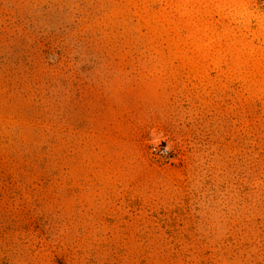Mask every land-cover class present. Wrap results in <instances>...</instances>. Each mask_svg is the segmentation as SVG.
I'll return each mask as SVG.
<instances>
[{
	"label": "rangeland",
	"instance_id": "rangeland-1",
	"mask_svg": "<svg viewBox=\"0 0 264 264\" xmlns=\"http://www.w3.org/2000/svg\"><path fill=\"white\" fill-rule=\"evenodd\" d=\"M0 264H264V0H0Z\"/></svg>",
	"mask_w": 264,
	"mask_h": 264
},
{
	"label": "built area",
	"instance_id": "built-area-1",
	"mask_svg": "<svg viewBox=\"0 0 264 264\" xmlns=\"http://www.w3.org/2000/svg\"><path fill=\"white\" fill-rule=\"evenodd\" d=\"M163 152H166V150H164Z\"/></svg>",
	"mask_w": 264,
	"mask_h": 264
}]
</instances>
